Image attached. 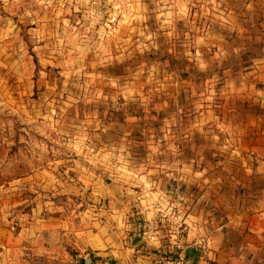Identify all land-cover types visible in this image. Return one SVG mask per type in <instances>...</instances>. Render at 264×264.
Wrapping results in <instances>:
<instances>
[{"label":"crops","instance_id":"obj_1","mask_svg":"<svg viewBox=\"0 0 264 264\" xmlns=\"http://www.w3.org/2000/svg\"><path fill=\"white\" fill-rule=\"evenodd\" d=\"M204 1L211 16L189 28L192 57L149 90L128 80L116 120L85 142L88 163L66 167L65 178L100 195L85 206L95 216L76 227L53 214L16 237L0 226V264H150L173 251L194 264H264V0ZM175 180L187 231L147 241L142 218L168 206ZM62 185L76 191V181ZM202 234L205 251L193 243Z\"/></svg>","mask_w":264,"mask_h":264},{"label":"rangeland","instance_id":"obj_2","mask_svg":"<svg viewBox=\"0 0 264 264\" xmlns=\"http://www.w3.org/2000/svg\"><path fill=\"white\" fill-rule=\"evenodd\" d=\"M200 11L204 17L194 14ZM208 16L204 0H0V226L6 234L36 233L26 232L31 221L53 214L70 217L76 227L95 216L85 206L100 204V195L82 191L81 178H65L66 167L88 163L85 142L100 141L101 121L116 120L125 88L149 90L155 75L192 57L189 28ZM128 80L135 82L127 86ZM68 180L76 181L75 192L65 191Z\"/></svg>","mask_w":264,"mask_h":264},{"label":"built area","instance_id":"obj_3","mask_svg":"<svg viewBox=\"0 0 264 264\" xmlns=\"http://www.w3.org/2000/svg\"><path fill=\"white\" fill-rule=\"evenodd\" d=\"M172 189L174 192L173 199L166 208L157 206L156 213L141 221V237L147 241L159 240L160 232H170L174 234L177 240L183 237L187 231V223L181 218V199L183 190L181 184L176 180L173 181ZM179 247L178 242H174ZM201 251L208 248V235L202 234L193 242ZM150 264H194L190 256L180 252L173 251L171 253L163 252L157 254Z\"/></svg>","mask_w":264,"mask_h":264}]
</instances>
